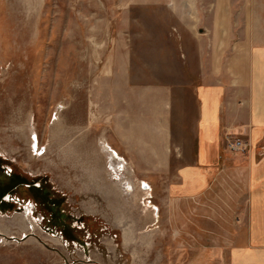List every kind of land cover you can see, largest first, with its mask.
Listing matches in <instances>:
<instances>
[{
    "label": "rangeland",
    "instance_id": "1",
    "mask_svg": "<svg viewBox=\"0 0 264 264\" xmlns=\"http://www.w3.org/2000/svg\"><path fill=\"white\" fill-rule=\"evenodd\" d=\"M252 25L264 44V0H0V173L26 182L0 201V264H264V137L225 136L224 179L169 197L197 91Z\"/></svg>",
    "mask_w": 264,
    "mask_h": 264
},
{
    "label": "crops",
    "instance_id": "2",
    "mask_svg": "<svg viewBox=\"0 0 264 264\" xmlns=\"http://www.w3.org/2000/svg\"><path fill=\"white\" fill-rule=\"evenodd\" d=\"M247 40L233 42L229 62L223 68L218 64L211 80L206 79L197 91L195 127L190 144L185 140L179 146L177 185L170 189V199L204 195L224 179L225 136H244L256 146L264 137V44L255 42L253 25ZM249 152L248 240L250 246L264 245V161L252 169V148ZM161 161L160 153L154 154L152 169L160 172Z\"/></svg>",
    "mask_w": 264,
    "mask_h": 264
},
{
    "label": "trees",
    "instance_id": "3",
    "mask_svg": "<svg viewBox=\"0 0 264 264\" xmlns=\"http://www.w3.org/2000/svg\"><path fill=\"white\" fill-rule=\"evenodd\" d=\"M25 183V180L20 179V177L2 171V173H0V201L5 195L9 194L12 189L18 186H24Z\"/></svg>",
    "mask_w": 264,
    "mask_h": 264
},
{
    "label": "built area",
    "instance_id": "4",
    "mask_svg": "<svg viewBox=\"0 0 264 264\" xmlns=\"http://www.w3.org/2000/svg\"><path fill=\"white\" fill-rule=\"evenodd\" d=\"M230 140L232 141L231 150L242 151L247 149L248 144L244 142L245 139L231 137Z\"/></svg>",
    "mask_w": 264,
    "mask_h": 264
}]
</instances>
